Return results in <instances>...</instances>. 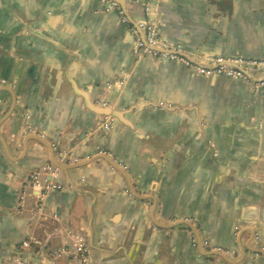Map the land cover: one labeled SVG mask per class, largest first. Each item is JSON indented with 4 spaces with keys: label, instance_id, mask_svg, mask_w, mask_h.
Masks as SVG:
<instances>
[{
    "label": "crops",
    "instance_id": "1",
    "mask_svg": "<svg viewBox=\"0 0 264 264\" xmlns=\"http://www.w3.org/2000/svg\"><path fill=\"white\" fill-rule=\"evenodd\" d=\"M119 5L133 22L145 18L143 5ZM104 8L0 0V89L12 92L0 91L9 148L0 142V264H80L78 237L85 264H264L248 251L264 253V90L137 57L132 34ZM156 9L164 39L201 59L264 58V0H165ZM29 135L63 163L106 151L129 183L99 160L61 172L68 186L44 194L31 176L44 178L49 152L29 141L23 155ZM178 221L200 241L173 228Z\"/></svg>",
    "mask_w": 264,
    "mask_h": 264
},
{
    "label": "built area",
    "instance_id": "2",
    "mask_svg": "<svg viewBox=\"0 0 264 264\" xmlns=\"http://www.w3.org/2000/svg\"><path fill=\"white\" fill-rule=\"evenodd\" d=\"M150 0H147L149 2ZM140 0H128L130 4H137ZM115 9L121 23L128 29L133 36L135 54L139 58H151L156 60H172L189 66V68L196 74L206 77H226L233 80H241L252 86L256 91L264 90V60H244V59H221L209 58L204 59L202 66L190 63L182 56L172 53L174 49L163 42L158 34V23L152 18L150 8L147 6L145 15L146 19L137 21L132 25L129 11L123 9L117 3H111ZM250 77H256L262 81L252 84ZM107 121V120H106ZM108 122V121H107ZM108 129V125H105ZM44 178H41L39 173H34L31 176V183L33 186L43 188L44 194L52 191H60L64 186L55 183L54 180L60 178L61 171L52 165H47L43 169ZM48 178L50 180H48ZM39 211H42L40 209ZM78 243L75 251L72 253L73 261L85 264L88 261V251L83 243V239L78 237ZM29 243L25 247H29ZM25 264V263H20ZM30 264V263H27Z\"/></svg>",
    "mask_w": 264,
    "mask_h": 264
},
{
    "label": "water",
    "instance_id": "3",
    "mask_svg": "<svg viewBox=\"0 0 264 264\" xmlns=\"http://www.w3.org/2000/svg\"><path fill=\"white\" fill-rule=\"evenodd\" d=\"M102 3H104V5H105V8L103 9V11L105 12H108V11H113V12H115L116 13V11H115V9L111 6V3H116V2H118L119 4H121V5H123V3H128V0H116V1H114V0H100ZM165 0H150L149 2H147V0H140V2L139 3H137V4H141V5H143V7H144V15H145V11H146V8H147V6H149V8H150V13H151V16H152V18H154L156 21H157V23H158V34H159V36H160V38H161V40L163 41V42H165L166 44H168L169 46H171L173 49H174V51H172V53H174V54H176V55H179V56H182V57H184L185 59H187L190 63H192V64H195V65H199V66H202L203 64H204V62H203V60L204 59H201L200 57H201V55H197L195 52H193V51H190V50H188V49H186L185 47H183V45H180V44H177V43H173V42H170V41H167L166 39H164V37L162 36V31H161V28H162V24H163V20L161 19V18H159V16H158V9H156V7H157V5L158 4H160V3H163ZM121 2V3H120ZM123 9H125L126 10V7H124V6H121ZM118 19H119V17H118ZM146 19V15H145V18L143 19V20H145ZM143 20H140V21H143ZM119 21H120V19H119ZM121 22V21H120ZM131 22H132V25H135L136 24V22H133L132 20H131ZM122 24V23H121ZM123 25V24H122ZM124 26V25H123ZM125 27V26H124ZM134 42V41H133ZM134 44V43H133ZM210 58H221V59H244V60H249V61H251V60H254V61H263L264 60V58H246V57H240V56H230V55H208ZM149 59H151V58H149ZM153 61H155V62H175V63H179V62H177V61H172V60H156V59H152ZM179 64H181V65H184V64H182V63H179ZM186 68H188L194 75H198V74H196V73H194L190 68H189V66H187V65H184ZM202 76V75H201ZM206 77V76H205ZM208 78H213V77H208ZM214 78H220V77H214ZM250 80H251V82H252V84H256V83H259V82H261L262 80L261 79H259V78H256V77H250ZM241 81V80H240ZM244 82V81H243ZM246 83V82H245ZM252 87V86H251ZM0 91H9L10 93H12L11 92V90H9V89H6V88H2V89H0ZM262 91V90H261ZM15 103H16V97H15V95H13V107H12V110L11 111H13L14 110V107H15ZM171 106L173 105V104H170ZM159 107H164V105L163 104H160V105H158ZM9 117V115L6 117V118H8ZM0 124H2V122L0 123ZM105 125H108V129H106V127H105ZM103 130H111V121H106L105 123H104V126H103ZM29 141H37V142H39L41 145H43L46 149H47V151L49 152V163L47 164V165H52L53 167H55V168H57V169H59L61 172H64V173H67V172H69V171H71V170H74V169H78V168H81V167H84V166H86V165H89V164H92V163H97V161H99V160H103V161H105L110 167H111V169L113 170V171H115L116 173H118V174H120L121 176H123L124 177V179L129 183V179H128V177H127V173L123 170V167H125L124 166V164L123 163H121V162H119L118 161V159L116 158V157H114V158H110L109 156H108V154H107V152L106 151H103V150H101V149H98V150H96V152H94L93 154H91V155H89V159H87V160H85V161H80V162H76V163H68V162H66V163H63V161L61 162L60 160H57L56 159V157H55V151H54V148L52 147V145L51 144H49L47 141H44L43 139H41L40 137H38V136H33V135H29V136H27L26 137V139H25V141H24V149H23V152H24V154L23 155H25L26 154V152H27V150H28V142ZM0 142H1V144H2V146H3V148L5 149V151H6V153L7 154H9V148H8V146H7V144H6V142L4 141V139L0 136ZM18 160L17 159H15V162H17ZM47 165H45V167L47 166ZM48 180H50L49 178H48ZM54 182L55 183H58V184H60V185H62V186H64V188H66L67 186H68V184L67 183H64V182H62L61 181V179L59 178V179H56V180H54ZM41 190L43 189V188H40ZM178 226H186V227H188V228H190L194 233H195V235H196V238L198 239V241H200V236H199V234H198V231H197V229L194 227V225L193 224H191L189 221H178V223H175L174 225H173V228L174 227H178ZM85 245V244H84ZM210 249H212V250H215V249H219V250H222L221 248H214V247H210ZM223 251V250H222ZM248 251H251V252H253V253H257V254H264L261 250H259V249H254V250H248ZM245 252V251H244ZM208 254L209 255H218V256H223L224 255V253L222 252H219V251H211V252H208ZM23 263H25V264H27V263H29V262H23Z\"/></svg>",
    "mask_w": 264,
    "mask_h": 264
},
{
    "label": "flooded vegetation",
    "instance_id": "4",
    "mask_svg": "<svg viewBox=\"0 0 264 264\" xmlns=\"http://www.w3.org/2000/svg\"><path fill=\"white\" fill-rule=\"evenodd\" d=\"M186 227V226H185ZM186 229H189L190 230V233H191V235H192V238H194V239H196V235H195V233L190 229V228H188V227H186ZM189 230H187V231H189ZM203 245V244H202ZM204 247H206L207 248V252H211V251H219V252H223L222 250H219V249H215V250H212V249H210V244H208V243H204Z\"/></svg>",
    "mask_w": 264,
    "mask_h": 264
}]
</instances>
